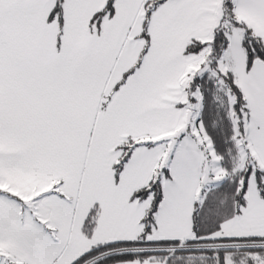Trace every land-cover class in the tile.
<instances>
[{
    "label": "snow or ice",
    "instance_id": "1",
    "mask_svg": "<svg viewBox=\"0 0 264 264\" xmlns=\"http://www.w3.org/2000/svg\"><path fill=\"white\" fill-rule=\"evenodd\" d=\"M0 264H264V0H0Z\"/></svg>",
    "mask_w": 264,
    "mask_h": 264
}]
</instances>
